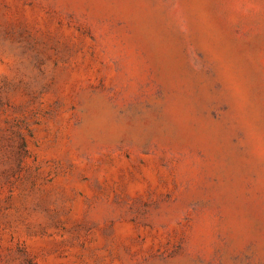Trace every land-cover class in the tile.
Listing matches in <instances>:
<instances>
[{"label": "rangeland", "instance_id": "374dc122", "mask_svg": "<svg viewBox=\"0 0 264 264\" xmlns=\"http://www.w3.org/2000/svg\"><path fill=\"white\" fill-rule=\"evenodd\" d=\"M0 264H264V0H0Z\"/></svg>", "mask_w": 264, "mask_h": 264}]
</instances>
